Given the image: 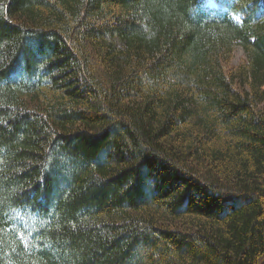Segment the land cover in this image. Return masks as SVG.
Returning a JSON list of instances; mask_svg holds the SVG:
<instances>
[{
  "label": "trees",
  "instance_id": "obj_1",
  "mask_svg": "<svg viewBox=\"0 0 264 264\" xmlns=\"http://www.w3.org/2000/svg\"><path fill=\"white\" fill-rule=\"evenodd\" d=\"M218 1L0 0V264H264V0Z\"/></svg>",
  "mask_w": 264,
  "mask_h": 264
},
{
  "label": "rangeland",
  "instance_id": "obj_2",
  "mask_svg": "<svg viewBox=\"0 0 264 264\" xmlns=\"http://www.w3.org/2000/svg\"><path fill=\"white\" fill-rule=\"evenodd\" d=\"M204 1V7H206L209 10H218L220 9L221 6H219V1L218 0H202ZM245 54L242 48H238L235 51V56L234 59L232 61L233 64L238 63L240 60H242L244 58Z\"/></svg>",
  "mask_w": 264,
  "mask_h": 264
}]
</instances>
